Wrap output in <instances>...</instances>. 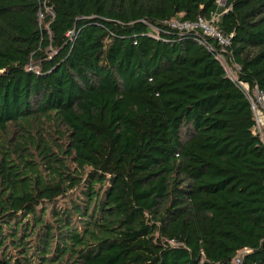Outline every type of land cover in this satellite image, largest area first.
<instances>
[{
	"label": "trees",
	"instance_id": "trees-1",
	"mask_svg": "<svg viewBox=\"0 0 264 264\" xmlns=\"http://www.w3.org/2000/svg\"><path fill=\"white\" fill-rule=\"evenodd\" d=\"M257 90L264 0H0V264H264Z\"/></svg>",
	"mask_w": 264,
	"mask_h": 264
},
{
	"label": "built area",
	"instance_id": "built-area-1",
	"mask_svg": "<svg viewBox=\"0 0 264 264\" xmlns=\"http://www.w3.org/2000/svg\"><path fill=\"white\" fill-rule=\"evenodd\" d=\"M218 18L219 17L214 16L210 21L199 18L196 22H173L171 23V27L173 29H177L179 32H202L204 37L214 40L217 49H215V47H212L209 48V50L215 52L216 59L221 63L228 77L232 81L237 82L235 72L231 67L230 62L227 60V54L232 44L231 38L225 36L217 27ZM200 43L202 45L206 44L203 41H200ZM247 94L248 96H250L249 92H247ZM254 95L256 96V102H254L253 98H250L252 102V109L256 116L258 132L260 133L261 137L264 138V122L262 123L261 121V118H263L264 120V94H261L257 90L254 92ZM237 263L240 264V260H238Z\"/></svg>",
	"mask_w": 264,
	"mask_h": 264
},
{
	"label": "rangeland",
	"instance_id": "rangeland-1",
	"mask_svg": "<svg viewBox=\"0 0 264 264\" xmlns=\"http://www.w3.org/2000/svg\"><path fill=\"white\" fill-rule=\"evenodd\" d=\"M262 123L264 122L263 118H261Z\"/></svg>",
	"mask_w": 264,
	"mask_h": 264
}]
</instances>
